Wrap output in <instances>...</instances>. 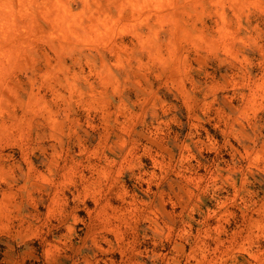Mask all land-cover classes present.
Here are the masks:
<instances>
[{
	"label": "rangeland",
	"instance_id": "374dc122",
	"mask_svg": "<svg viewBox=\"0 0 264 264\" xmlns=\"http://www.w3.org/2000/svg\"><path fill=\"white\" fill-rule=\"evenodd\" d=\"M0 264H264V0H0Z\"/></svg>",
	"mask_w": 264,
	"mask_h": 264
}]
</instances>
